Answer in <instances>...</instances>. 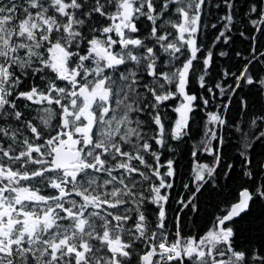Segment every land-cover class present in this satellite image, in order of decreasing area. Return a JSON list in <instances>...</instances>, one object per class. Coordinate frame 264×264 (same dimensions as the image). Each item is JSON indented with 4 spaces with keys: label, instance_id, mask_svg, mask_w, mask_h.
I'll return each mask as SVG.
<instances>
[{
    "label": "snow or ice",
    "instance_id": "6c2138e0",
    "mask_svg": "<svg viewBox=\"0 0 264 264\" xmlns=\"http://www.w3.org/2000/svg\"><path fill=\"white\" fill-rule=\"evenodd\" d=\"M0 264H264V0H0Z\"/></svg>",
    "mask_w": 264,
    "mask_h": 264
}]
</instances>
